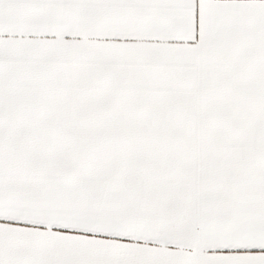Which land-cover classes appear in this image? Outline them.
Wrapping results in <instances>:
<instances>
[{"label":"snow or ice","instance_id":"6c2138e0","mask_svg":"<svg viewBox=\"0 0 264 264\" xmlns=\"http://www.w3.org/2000/svg\"><path fill=\"white\" fill-rule=\"evenodd\" d=\"M0 264H264V0H0Z\"/></svg>","mask_w":264,"mask_h":264}]
</instances>
